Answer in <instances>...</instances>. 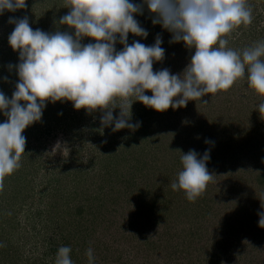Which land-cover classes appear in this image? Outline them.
I'll return each mask as SVG.
<instances>
[{"label": "rangeland", "instance_id": "374dc122", "mask_svg": "<svg viewBox=\"0 0 264 264\" xmlns=\"http://www.w3.org/2000/svg\"><path fill=\"white\" fill-rule=\"evenodd\" d=\"M248 4L252 22L225 37L228 48L242 51L264 41V0ZM26 5L0 15V92L8 98L19 82L9 17L27 15L33 30L74 33L59 24L69 12L63 0ZM134 18L148 35L129 33L128 44L151 46L159 34L165 53L153 71L182 73L194 49L171 42L173 34L152 23L147 5ZM123 47L115 44L117 51ZM261 99L245 76L227 91L177 109L160 112L135 101L130 123L140 126L118 131L101 125L99 110L89 114L71 101L46 102L41 120L22 133L21 166L5 176L0 190V264H55L61 246L71 248L73 264H90L89 248L91 264H264ZM118 113L113 110L114 117ZM6 120L0 112V123ZM189 150L198 158L210 150L206 167L213 177L194 202L171 188Z\"/></svg>", "mask_w": 264, "mask_h": 264}, {"label": "clouds", "instance_id": "9594fccd", "mask_svg": "<svg viewBox=\"0 0 264 264\" xmlns=\"http://www.w3.org/2000/svg\"><path fill=\"white\" fill-rule=\"evenodd\" d=\"M144 5L153 14L152 23L173 34L171 42L183 41L194 49L182 73L171 74L166 68L153 71L154 61H161L165 53L159 34L151 46L138 41L128 44L129 33L148 35L134 18L143 14ZM26 7V0H0V15ZM63 7L69 12L59 24L74 33L33 30L27 15L9 17L15 27L8 42L19 52L15 66L19 82L11 98L0 92V112L7 117L0 123V190L5 176L21 166L26 145L22 133L41 120L46 102L71 101L75 109L84 108L89 114L99 110L101 125L114 124L112 131L135 130L140 126V122L130 123L135 101L160 112L177 109L189 100L227 91L246 76L248 88L262 98L257 109L264 117V41L239 51L228 48L225 38L241 25L251 24L248 0H63ZM85 37L95 42L82 44ZM117 42L124 45L120 51ZM146 90L152 95H146ZM198 156L195 150L183 154L182 170L171 183L190 202L203 194L213 178L206 167L210 150ZM259 216L258 226L264 228V212ZM70 252L69 246H61L55 264H73ZM86 255L91 264L93 250L87 249Z\"/></svg>", "mask_w": 264, "mask_h": 264}]
</instances>
